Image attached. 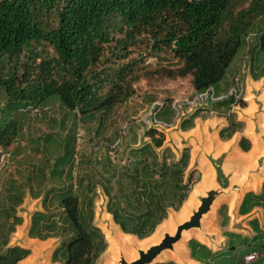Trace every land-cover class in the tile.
I'll list each match as a JSON object with an SVG mask.
<instances>
[{
  "label": "trees",
  "instance_id": "1",
  "mask_svg": "<svg viewBox=\"0 0 264 264\" xmlns=\"http://www.w3.org/2000/svg\"><path fill=\"white\" fill-rule=\"evenodd\" d=\"M240 1L0 0V58L10 63L3 86L14 95L15 109L45 105L49 97L56 96L62 106L87 115L88 120L99 115V131L101 117L135 93L137 72L145 66L137 60H144L142 53L131 57V47L142 44L150 55L161 58L158 52L162 51L177 60V66L164 69L167 78L190 77L194 93L213 87L220 94L229 88L228 81L222 86L220 82L250 33L257 35L260 54L254 55L249 48V73L253 80L264 76V0ZM19 66L23 70L18 75ZM236 105L244 108L246 102L228 98L209 103L185 116L179 128L189 130L195 119H206L205 113H212L226 119L218 135L229 140L244 128L232 110ZM166 106L162 117L170 121L168 113L172 111ZM18 132V119L6 118L0 128V145L8 149ZM144 135L149 141L131 148L130 165L117 166L105 155L100 161L102 169L97 171L113 222L121 232L138 239L150 236L169 210L178 211L199 181H193V173L185 179L189 147L176 158L172 149L163 147V132L146 128ZM238 145L244 152L251 147L245 136ZM70 168L67 185L62 180L52 188L55 192L45 193L42 210L32 216L28 236L39 240L65 237L54 249L52 262L62 258L64 264H94L107 247L104 234L93 221L94 175L84 171L73 177ZM54 171L52 176L58 177L65 169L53 175ZM255 207L264 209V183L261 192L244 195L238 214L246 215ZM219 214L220 225L225 227L229 217L224 206ZM249 224L255 235L245 254L260 253L251 246L264 230L257 219ZM223 234L230 238V253L236 249L233 239L246 238L227 230ZM187 246L191 258L201 264H210L216 256L195 239ZM29 254L26 248H7L0 255V264H17Z\"/></svg>",
  "mask_w": 264,
  "mask_h": 264
},
{
  "label": "rangeland",
  "instance_id": "2",
  "mask_svg": "<svg viewBox=\"0 0 264 264\" xmlns=\"http://www.w3.org/2000/svg\"><path fill=\"white\" fill-rule=\"evenodd\" d=\"M240 3H244V1L241 0ZM245 40L246 42L239 49L238 53L232 60L229 68L226 71V75L220 83H222V86L223 82L228 81L230 87L233 85L235 78L243 81V100L245 102L247 101V105L248 102L249 104L251 103L254 106V109H247L246 111H243L242 107L236 105L232 110L235 112L237 118L244 122L245 125L247 124V121L252 122L254 124V131L258 133L259 131L261 132L259 127L260 124H262L261 127L264 129V76L258 80H253L249 73V48L253 50L252 52L254 55L260 54L257 48V35L255 33H250ZM131 48V57L135 56L138 58L140 53L143 54L144 60L142 62L139 59L137 60L140 65L143 64L145 66L144 68L139 69L137 72L139 77L134 83L135 93L125 102L115 105L109 112L101 117L99 131H96V128L99 124V115L88 120L87 115H79L76 111L66 110L65 112L56 111L55 115L57 121L54 123L55 125L52 123L53 128L45 133H42V131L40 132L42 133L40 135L41 139L39 141L41 149L44 144H46L52 150L54 148L56 150V152L50 153V155H52L51 157L54 159L57 155L56 160L58 161L52 165V169L55 170L53 175H55L57 170H62L63 168L68 169L69 167H72L70 169L73 176L84 171L93 173V185L91 184V189L95 193L92 194L94 201L93 221L94 224L98 226L104 234L106 241L107 238L102 228L107 223L106 218H108L110 214L106 210L108 197L104 194L103 187L100 184L101 178L99 173L97 174L98 169H102V165L100 163L101 159L105 155H109L110 159L117 166L130 165L133 155L131 148L141 146L143 143L149 141V139L144 135L146 127L143 126L139 121V116L146 109L147 105L153 100H164L165 102H169L176 98H185L194 94L192 85L190 83V77L169 79L165 76V68H171L178 65L177 60L173 58L171 54L160 51L158 52V55L161 58H159L150 55V51H147L148 49L142 44ZM52 51L53 50H50V52ZM22 68V66H19L17 72L18 75L22 72ZM9 69L10 63H7L5 57H1L0 127L4 119L9 118L11 113H17L14 104V95L7 93L4 87L7 79H2L7 78L8 72L10 71ZM55 97L56 96L49 97L48 103L53 105V107H55L57 110H60L59 108L62 105ZM166 108L170 109L168 105ZM34 113L43 115V112H40L39 110H35ZM168 114L170 115V118L173 116L172 112H169ZM205 115L208 118L214 116L212 113H205ZM63 118L64 120L60 122V120ZM210 119H213L214 122H217L216 125L218 127H208L210 132L206 133L205 131L206 136L203 139H200L199 137L200 132H189L188 134H182L179 132V124L169 130L161 131L165 135L163 147H169L172 149L176 158L180 156L182 150L185 147H189L190 149V160L188 168L185 171V179H187L191 173H193V181L199 179V181L192 187L191 192L200 181H203L204 176L206 175V173H204L206 168L209 167V170L211 168V165L205 154L212 153L214 155H219L221 152H226L224 167L233 172V176H231V183L238 184L241 179L239 177H242L243 170L247 167V163L250 158L249 155L244 154V152L240 150L239 146L235 144V142L228 144L222 143L219 138L207 139V135H213V137L214 133L218 135V131L222 127L223 123L227 122L225 118H222V120H217V117H211L206 121H203L204 124H202L201 127V129H203L202 131L205 130V126L207 128L208 125H212L213 122L208 123L210 122ZM95 132H98V134ZM240 134L242 133H238L237 136H241ZM193 138H197V140L194 142ZM262 156L263 157L254 165L255 167H257L258 164L262 167L264 164V154ZM262 178H264V176H262ZM112 185V192H114L115 185ZM213 186L214 187L212 188L214 189H218L219 187L216 182H214ZM257 186H259V184H257ZM237 191H239V189H235L231 186L224 188L222 193L225 194L216 197L209 212L203 216L202 226L191 229L190 231H193L194 233L191 235L189 234L190 231H185L181 240L178 241L174 247L175 252L166 250L167 255L160 256L157 261H173L177 264H187L190 259L187 244L189 240L195 239L201 240L207 243L209 246L212 245L214 246L213 248L217 250L219 249L220 252L214 257V259H212L213 261L211 264H246L243 260V257H245L244 254L247 252V249L249 250V246L251 245L249 240L255 234L252 230V226L248 224L250 219H247V216L239 217L236 215V211L232 210L234 208V196L236 195L235 193ZM239 195L236 196L241 197L243 192L241 191ZM189 196L185 202L188 200ZM199 197L200 196L197 197V203L192 208V210H195L199 206L201 201V198ZM238 199L235 203H239ZM48 203H51L49 196ZM184 203L178 211L169 210L168 217L166 219H169L170 216L179 213L182 210ZM222 206L225 207V212L229 217L227 221V227H222L220 225L222 218L219 214V209ZM251 214H253V217H256V212H252ZM56 217L59 219L58 216ZM109 218H111V221L113 222L111 215ZM115 226L118 227L116 224ZM262 226L264 227V221H262ZM226 228H229L232 231L240 232L246 236V238L241 237L232 240L234 246H236V249L233 253H230V248H228L230 238H227L223 235V231L226 230ZM130 236L131 239L129 241L134 243L131 245V248L136 249L137 246L135 243L138 244L139 239L135 236ZM64 240L65 237L62 235L58 238H50L49 250L44 256L38 257L37 259L35 258V260H26L25 258L21 262H24V264H64V260H62V258L58 262H52L51 260L54 249ZM257 240L259 241L254 244L253 247L251 246V248L259 249L260 255L256 261L250 262L248 264H264V233L260 237L256 238L254 242ZM245 241L247 242L245 243ZM250 241L253 244V241ZM27 247H29L28 249L31 251V245H28L27 243ZM107 248L108 241L105 251L100 254L94 264H106L107 261L110 260V254H106ZM181 248L185 250L183 253H181L179 258L172 256L178 249ZM255 251L258 252L257 250ZM119 257L113 264H119Z\"/></svg>",
  "mask_w": 264,
  "mask_h": 264
},
{
  "label": "crops",
  "instance_id": "3",
  "mask_svg": "<svg viewBox=\"0 0 264 264\" xmlns=\"http://www.w3.org/2000/svg\"><path fill=\"white\" fill-rule=\"evenodd\" d=\"M59 109L60 110H57L55 107H53V105L49 103L38 106L29 105L24 108L18 107L16 109L17 113H11L10 115V117H15L16 119H18L19 132L13 143L8 146L10 157L7 160L5 168L0 174V255L3 254L7 248L14 246L28 249L29 247H27V243L28 245H30L32 240H39L37 238H30L28 236V231L33 214L36 211L42 210V199L44 197V195L42 194L55 192L56 190H53L52 188L58 187L61 184L62 180L64 182V185H67L68 179L71 178L67 177V169H65L64 173L59 175L58 177L52 176V165L57 162V155L54 159L51 157L52 155H50V153H54L56 152V150L55 148L52 150L46 144H44L41 149L39 143L41 139L40 135L52 129V123L54 124L57 121L55 112H65L66 110H68L64 106H61ZM247 109L253 110L254 106L251 103L249 104L248 102V105L246 104V106L243 108V111H246ZM35 110L43 112V115L39 113L35 114ZM211 117H217V120H222V118L224 119V117L218 116ZM209 118H197L195 119L194 126L191 129L182 131L179 128V132H181L182 134H188L189 132H200L199 137L200 139H203L206 136V133L210 132L208 130V127H218L216 125L217 122H214L213 119H210V122L208 123L213 122L215 124L212 123V125H208L207 128L205 126V130L202 131L203 129H201V127L202 124H204L203 121H206ZM237 119L240 120L239 118ZM63 120L64 118L60 120V122H62ZM4 123L5 119L1 124V127ZM226 123L227 122L223 123L222 127L226 125ZM253 125L254 124L252 122L247 121L246 125L244 123V128L241 132L234 133V135L226 141L221 140L219 138V135L215 133L214 137L213 135H207V139L219 138L222 143L232 144L233 142H235V144L237 145L242 136H245L250 140L251 147L249 151L244 152L240 149L242 152H244V154L249 155L250 158L248 160L247 167L243 170L242 177H239L241 178L239 184H244L245 187L244 191H242L243 195H241L238 201L239 203H237V205L234 206L232 210L236 211V215H238L239 217L247 216V219L250 220L257 219L259 221L260 228L264 230V227L262 226V221H264L263 208L255 207L246 215L238 214V208L244 195L247 192H261L262 185L264 183V178H262V176H264V164L262 165V167L259 164L257 167L254 166L257 161H259L263 157L262 155L264 154V129L261 127L262 124H260L259 127L261 132L259 131L260 133H256L254 131ZM41 131L42 133H40ZM238 133H242L240 134L241 136H237ZM193 140L195 142L197 138H193ZM210 170L212 171L211 168ZM224 170L226 171V173L233 176V172L226 169V167H224ZM249 173L250 176H248ZM257 184H259V186H257ZM252 212H256V217H253V214H251ZM226 230L236 234H241L240 232L232 231L229 228H226ZM241 235L245 236L243 234ZM197 241L206 245L216 255L220 252L219 249L217 250L213 248L214 246L212 245L209 246L207 245V243L201 240ZM258 254L260 255V253ZM22 260L18 261L17 263H20ZM211 262L212 261H210V264ZM194 263L201 264V262L191 258L190 256L187 264Z\"/></svg>",
  "mask_w": 264,
  "mask_h": 264
},
{
  "label": "bare ground",
  "instance_id": "4",
  "mask_svg": "<svg viewBox=\"0 0 264 264\" xmlns=\"http://www.w3.org/2000/svg\"><path fill=\"white\" fill-rule=\"evenodd\" d=\"M204 173H206V175L204 176L203 181H200L196 185L194 190L191 192L188 200L184 203L182 210L179 213L170 216L169 219L163 221L150 236L144 239H139V243H135L137 249L145 250L148 246L159 242L164 232H172L175 229V223L181 222L185 218H188L192 208L197 203V197L203 194L208 187L214 185V175L213 172L209 170V167L206 168ZM235 202H237L236 195L234 196L233 207L237 205V203ZM109 217L106 218L107 223L102 228L108 241V248L106 254H110V260H108L106 264H113L121 254H123L124 258H126L127 260L135 258L137 256L136 250L134 248H131V245L134 243H131L129 241L131 239V236L121 232L120 229L115 226V224L111 221V218ZM189 234L191 235L194 233L193 231H190ZM196 236L198 237L197 234ZM49 244L50 239L44 241L32 240L30 243L31 254L28 258H26V260H35V258L37 259L38 257L44 256L49 250ZM184 250L185 249L183 248L178 249L176 253L172 256L179 258V256H181V253H183ZM163 255H167V251L163 252L162 256ZM20 264H24V262H21Z\"/></svg>",
  "mask_w": 264,
  "mask_h": 264
},
{
  "label": "water",
  "instance_id": "5",
  "mask_svg": "<svg viewBox=\"0 0 264 264\" xmlns=\"http://www.w3.org/2000/svg\"><path fill=\"white\" fill-rule=\"evenodd\" d=\"M225 155L226 152H221L219 155H214L212 153L205 154L207 160L211 165V169L214 175V182H216V184L219 186L218 189L212 188L214 186L208 187L206 191L199 197L201 198L199 206L195 210H191L188 218H185L180 223L178 222L179 224L175 223V229L172 232H164L159 242L148 246L145 250L136 248L135 250L137 256L132 260H126L123 254H121L119 257V264L161 263L158 262L157 259L160 258V256H162L163 252L166 250L175 252L174 247L176 243L181 240L185 231L188 232L191 229L199 228L202 226L203 216L209 212L214 199L223 194L222 191L224 190V188L231 186L235 189H239V191L235 193L236 195H239L241 191H244V184L242 185L238 183H231V175L226 173V171L224 170ZM248 176H250V173L248 174ZM239 196H237V199H240Z\"/></svg>",
  "mask_w": 264,
  "mask_h": 264
},
{
  "label": "built area",
  "instance_id": "6",
  "mask_svg": "<svg viewBox=\"0 0 264 264\" xmlns=\"http://www.w3.org/2000/svg\"><path fill=\"white\" fill-rule=\"evenodd\" d=\"M244 84L238 78L234 79L226 92L217 94L213 87L194 93L185 98H176L170 101L169 107L173 113L170 121L164 119L162 114L165 110L166 102L163 100H153L146 109L140 114L139 121L146 128H153L157 131L169 130L180 123V121L194 110L208 105L209 103L233 98L235 100L243 98ZM10 152L7 148L0 145V174L5 168ZM259 257L257 252H251L245 255V263L256 261Z\"/></svg>",
  "mask_w": 264,
  "mask_h": 264
}]
</instances>
